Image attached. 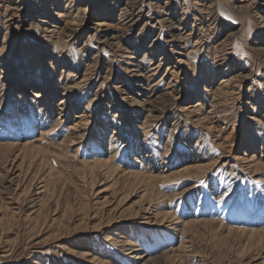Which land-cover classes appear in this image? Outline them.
I'll list each match as a JSON object with an SVG mask.
<instances>
[{
  "label": "rangeland",
  "instance_id": "374dc122",
  "mask_svg": "<svg viewBox=\"0 0 264 264\" xmlns=\"http://www.w3.org/2000/svg\"><path fill=\"white\" fill-rule=\"evenodd\" d=\"M127 7L0 0V264H264V0Z\"/></svg>",
  "mask_w": 264,
  "mask_h": 264
},
{
  "label": "bare ground",
  "instance_id": "6f19581e",
  "mask_svg": "<svg viewBox=\"0 0 264 264\" xmlns=\"http://www.w3.org/2000/svg\"><path fill=\"white\" fill-rule=\"evenodd\" d=\"M134 2H135V0H125V4H126V6H128L127 7V9L128 8H134ZM136 4V3H135ZM127 9H126V11H127ZM124 11V10H123ZM129 11V10H128ZM72 12V11H71ZM69 13V12H68ZM67 13V14H68ZM59 14H61V12L59 11ZM73 14V13H72ZM82 14V13H81ZM81 14H80V12L79 11H76L75 12V15L73 16V17H71V20L70 21H72L71 22V24L73 23V21H78L79 19H81ZM128 15V14H127ZM59 16V15H58ZM68 16V15H67ZM71 16V15H70ZM69 19H70V17H69ZM126 21V20H125ZM76 23V22H75ZM107 24V23H106ZM97 26L98 27H101V26H105V21L104 20H99L98 22H97ZM107 26V25H106ZM97 27V28H98ZM128 27V26H127ZM108 44V43H107ZM229 53V52H228ZM156 74V73H155ZM154 74V75H155ZM80 82H76L75 83V85L77 86L78 84H79ZM222 83V82H221ZM71 88H73V87H71V86H67L66 87V90H70ZM71 93V92H70ZM66 95L65 96H67V91H66V93H65ZM66 97H62V98H60V101H59V104L58 105H61V104H63V103H65V101H66ZM154 104V103H153ZM196 105H198V103H196ZM196 105H193V106H196ZM213 107V106H212ZM214 108H215V106H214ZM213 110V109H212ZM93 112V111H92ZM209 112V111H208ZM214 112V111H213ZM207 116H209V115H207ZM211 117V116H210ZM208 119H209V117H207ZM212 118V117H211ZM83 120V119H82ZM207 120V119H206ZM205 120V121H206ZM217 121V120H216ZM214 122V121H213ZM145 124V123H144ZM76 125V124H75ZM223 129V128H222ZM74 132V131H73ZM227 137V136H226ZM75 139V138H74ZM235 139V137H233L232 138V141H235L234 140ZM73 141V139H69V142H72ZM63 142H65V141H63ZM68 142V141H67ZM3 146V145H2ZM20 148V147H19ZM105 163L106 162H108V161H104ZM101 163H103L102 161H101ZM104 163V164H105ZM90 164V163H89ZM92 164V163H91ZM94 165L95 164H97V163H93ZM107 164V163H106ZM106 164H105V166H106ZM98 165V164H97ZM101 165H103V164H101ZM100 164H99V166H101ZM110 166H112L111 164H109ZM109 165H107L108 167H109ZM95 167V166H94ZM103 167H104V165H103ZM107 167V168H108ZM110 168V167H109ZM115 169V168H114ZM114 169H112V167H111V170H114ZM206 169V168H205ZM133 174L131 173V176H132ZM135 176V175H134ZM258 234V233H257ZM263 234H264V232H263ZM188 248V247H187ZM134 250L135 249H133L131 252H134ZM136 252V251H135ZM127 255V254H126ZM133 257V256H132Z\"/></svg>",
  "mask_w": 264,
  "mask_h": 264
}]
</instances>
